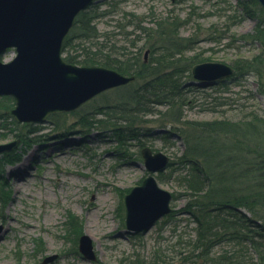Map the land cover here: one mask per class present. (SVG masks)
Wrapping results in <instances>:
<instances>
[{
	"label": "rangeland",
	"instance_id": "rangeland-1",
	"mask_svg": "<svg viewBox=\"0 0 264 264\" xmlns=\"http://www.w3.org/2000/svg\"><path fill=\"white\" fill-rule=\"evenodd\" d=\"M241 2H248L245 8L251 9V17L246 9L240 12ZM256 2L98 0L86 10L93 15L92 23L98 34L110 36L117 47L131 52V56H136L140 48L139 59L145 60L155 57L160 50L152 53L143 48L144 39L139 40L143 37L141 32H131L134 28L128 23L154 29L155 22H179V34L193 36L197 41L186 52L188 56L221 62L234 70L225 80L186 86L185 118L194 122L235 121L246 112L264 119V42L251 37L256 24L264 23L262 6ZM224 34L228 38H220ZM207 35L217 40H206ZM61 54L63 57L66 53ZM14 56L11 48L1 59L9 61ZM242 58H257L258 69L235 72V63ZM115 92L112 89L101 92L71 111L50 113L41 123L17 122L8 113L3 116L0 144L18 142L9 151L10 156L0 154V189L3 186L5 192V197H0V264H43L45 257L53 255L55 258L45 264H148L156 256L169 257L175 262L177 251L193 237L194 222L182 211L186 201L182 195L175 199L172 196L174 213L158 219L149 229L133 232L125 228L124 196L150 174L143 163L142 147L160 151L171 161L181 154L184 145L176 134L162 137L165 128L153 122L149 124V132L141 135V141L121 143L117 142L114 133L117 131L96 125L84 133L74 124L77 112H91L116 95ZM10 98L13 99L0 96V110L14 107V99ZM158 109L166 114L164 106L159 105ZM56 120L58 124L74 127L54 131ZM30 154L32 158L27 165L14 171ZM171 172L172 167L167 166L151 174L171 195L181 193L176 173ZM242 210L251 216L249 211ZM91 223L96 225L92 227ZM82 234L91 239L94 261L83 259L78 251V237ZM231 247L222 244L215 252Z\"/></svg>",
	"mask_w": 264,
	"mask_h": 264
},
{
	"label": "trees",
	"instance_id": "trees-1",
	"mask_svg": "<svg viewBox=\"0 0 264 264\" xmlns=\"http://www.w3.org/2000/svg\"><path fill=\"white\" fill-rule=\"evenodd\" d=\"M245 5L248 2L238 5L242 6L240 12L246 9L247 16L251 17L252 11ZM92 20L93 15L88 10L76 16L63 42L64 59L77 65L110 67L134 75L135 81L113 88L116 95L91 112H77L74 124L84 133L97 126L117 131L114 133L121 143L122 140L141 141V135L149 132V124L153 122L165 128L162 137L176 134L184 145L181 154L169 161L168 167H172L171 173H176L175 180L182 190L172 193L173 199L179 195L185 197L182 211L194 222V235L177 251L175 262L169 257L156 256L148 264H264V212L261 209L264 208V119L249 112L237 116L235 121L194 122L185 118L184 88L197 85V81L190 80L191 68L204 59L197 60L196 55L186 54L197 41L193 36L179 34V22H155L154 29L136 22L128 23L134 28L131 32H141L143 37L139 40L144 39L143 48L152 53L160 50L155 57L145 60L139 59L140 48L136 56H131V52L117 47L110 36L98 34ZM263 25L256 24L252 40L264 42ZM220 38H228V35H220ZM206 40L217 39L207 35ZM237 61L233 65L237 73L252 72L253 67L258 69L257 58ZM186 77L190 81L183 80ZM159 105L167 108L166 114L158 109ZM1 110L0 129H3V116L8 109ZM58 123L56 120L54 131L74 127ZM5 153L11 155L9 151ZM0 197H5L3 186ZM222 244L232 247L215 252Z\"/></svg>",
	"mask_w": 264,
	"mask_h": 264
},
{
	"label": "water",
	"instance_id": "water-1",
	"mask_svg": "<svg viewBox=\"0 0 264 264\" xmlns=\"http://www.w3.org/2000/svg\"><path fill=\"white\" fill-rule=\"evenodd\" d=\"M98 0H0V96H11L14 107L7 110L17 122H44L50 113L77 109L101 92L135 80L134 75L102 66H79L62 57L65 36L78 13ZM264 9V0H257ZM15 56L3 61L9 49ZM233 67L204 61L191 68L198 85L225 80ZM18 140L0 144V154L16 146ZM149 172L164 170L169 157L141 149ZM172 195L161 188L153 175L143 178L124 196L125 227L133 232L149 229L155 221L172 211ZM78 250L83 259H96L91 239L82 234ZM55 255L43 259V264Z\"/></svg>",
	"mask_w": 264,
	"mask_h": 264
},
{
	"label": "bare ground",
	"instance_id": "bare-ground-1",
	"mask_svg": "<svg viewBox=\"0 0 264 264\" xmlns=\"http://www.w3.org/2000/svg\"><path fill=\"white\" fill-rule=\"evenodd\" d=\"M32 158V154H30V156H28V157H26L24 160H22L21 162H20V164L14 169V171H17L18 169H21V168H23L24 166H26L27 165V163H28V161L30 160ZM18 175V174H17ZM16 175V176H17ZM96 224H94V223H91L90 224V226H95Z\"/></svg>",
	"mask_w": 264,
	"mask_h": 264
}]
</instances>
